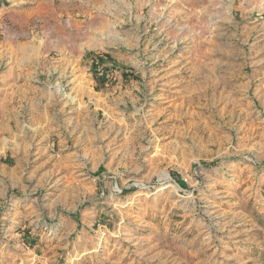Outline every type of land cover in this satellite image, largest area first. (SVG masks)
<instances>
[{
  "label": "rangeland",
  "instance_id": "1",
  "mask_svg": "<svg viewBox=\"0 0 264 264\" xmlns=\"http://www.w3.org/2000/svg\"><path fill=\"white\" fill-rule=\"evenodd\" d=\"M0 264H264V0H0Z\"/></svg>",
  "mask_w": 264,
  "mask_h": 264
},
{
  "label": "trees",
  "instance_id": "2",
  "mask_svg": "<svg viewBox=\"0 0 264 264\" xmlns=\"http://www.w3.org/2000/svg\"><path fill=\"white\" fill-rule=\"evenodd\" d=\"M96 62H97L96 64H98L100 62V59L98 58V60Z\"/></svg>",
  "mask_w": 264,
  "mask_h": 264
},
{
  "label": "bare ground",
  "instance_id": "3",
  "mask_svg": "<svg viewBox=\"0 0 264 264\" xmlns=\"http://www.w3.org/2000/svg\"><path fill=\"white\" fill-rule=\"evenodd\" d=\"M164 177H166V176H164Z\"/></svg>",
  "mask_w": 264,
  "mask_h": 264
}]
</instances>
